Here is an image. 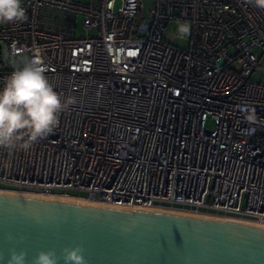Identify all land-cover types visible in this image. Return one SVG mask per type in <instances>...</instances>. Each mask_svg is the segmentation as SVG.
<instances>
[{"label": "built area", "instance_id": "obj_1", "mask_svg": "<svg viewBox=\"0 0 264 264\" xmlns=\"http://www.w3.org/2000/svg\"><path fill=\"white\" fill-rule=\"evenodd\" d=\"M145 1L23 0L26 19L0 23V56L39 52L76 101L27 150L0 148V190L264 223V5ZM16 67L0 60V88Z\"/></svg>", "mask_w": 264, "mask_h": 264}, {"label": "water", "instance_id": "obj_2", "mask_svg": "<svg viewBox=\"0 0 264 264\" xmlns=\"http://www.w3.org/2000/svg\"><path fill=\"white\" fill-rule=\"evenodd\" d=\"M76 245L87 264H264V227L247 221L0 190V264L12 248L32 264L40 250Z\"/></svg>", "mask_w": 264, "mask_h": 264}, {"label": "clouds", "instance_id": "obj_3", "mask_svg": "<svg viewBox=\"0 0 264 264\" xmlns=\"http://www.w3.org/2000/svg\"><path fill=\"white\" fill-rule=\"evenodd\" d=\"M264 5V0H257ZM23 0H0V23L26 19ZM184 33L187 28L182 29ZM47 71L39 52L23 66L16 67L0 88V148L20 147L27 150L46 137L59 123V114L76 101L64 100L45 75ZM7 239L14 237L9 234ZM23 239V237H21ZM81 245L66 246L58 255L55 250H40L32 264H87ZM24 250L10 249L7 264H27Z\"/></svg>", "mask_w": 264, "mask_h": 264}, {"label": "rangeland", "instance_id": "obj_4", "mask_svg": "<svg viewBox=\"0 0 264 264\" xmlns=\"http://www.w3.org/2000/svg\"><path fill=\"white\" fill-rule=\"evenodd\" d=\"M74 2H80V3H88L90 0H71ZM152 0H146L145 1V11H148L150 6H151ZM76 28H77V34L79 36L81 35H85L86 33L82 30L81 28V17L80 15L76 16ZM187 28L188 29V25L184 22H171L168 25V40L173 42L174 44H177V46L179 47H186L187 42L185 38L179 39L176 38L175 35L176 34H181L185 37L188 36V32L184 33L182 31V29ZM255 53L257 54L258 57V63H259V69L254 71L251 76L250 79L254 80V81H259L264 83V54H261V50L259 48H255L254 49ZM4 48L0 47V53L3 54ZM0 60H2V62L5 64H7V62H15L17 63V66H23V64L26 62L27 60V54L21 55L19 58H7L6 56H0ZM18 62H21L20 64ZM205 130L209 131L212 130L214 128V124L212 121L208 120L205 125H204ZM74 193V192H73ZM76 194V193H74ZM79 195L84 196V193H80Z\"/></svg>", "mask_w": 264, "mask_h": 264}, {"label": "bare ground", "instance_id": "obj_5", "mask_svg": "<svg viewBox=\"0 0 264 264\" xmlns=\"http://www.w3.org/2000/svg\"><path fill=\"white\" fill-rule=\"evenodd\" d=\"M55 198H59V199H63V200H66V201H71V202L84 203V204H87V203H90L91 204V203H93V202L87 201V200H85L84 198H81V197L55 196ZM94 204H97V203H94ZM179 212H182V211H179ZM210 216H212V215H210ZM247 222H249V221H247ZM249 223H251L253 225H256V226L264 227V223H257V222H249Z\"/></svg>", "mask_w": 264, "mask_h": 264}]
</instances>
